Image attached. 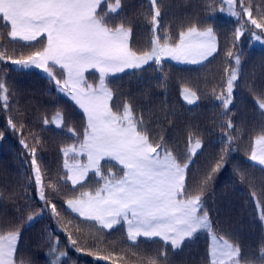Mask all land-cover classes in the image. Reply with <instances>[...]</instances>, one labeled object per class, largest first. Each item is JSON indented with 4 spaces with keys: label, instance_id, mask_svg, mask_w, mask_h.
<instances>
[{
    "label": "trees",
    "instance_id": "1",
    "mask_svg": "<svg viewBox=\"0 0 264 264\" xmlns=\"http://www.w3.org/2000/svg\"><path fill=\"white\" fill-rule=\"evenodd\" d=\"M107 2L115 4L116 0ZM120 4L113 14V26L124 23L132 28L129 45L138 54L150 51L156 36L161 38L160 43L175 44L189 27L214 30L217 51L207 60L189 64L152 61L142 69L110 75L106 83L119 110H123L124 102L129 103L134 115L142 117L151 142L155 145L163 138L181 164L187 159L189 144L201 141L202 148L186 170L190 194L200 191L201 181L217 164L221 165L204 186V207L213 232L239 247L241 264H264V222L260 219L264 213V166L249 159L255 140L264 134V110L258 107V102L264 101V35L263 43L253 38V33L261 35L264 29L252 25L247 14L232 15L226 0H157L161 15L155 32L150 0H120ZM242 8H249L252 18L264 24V0H242V4L237 0L233 5L234 11L242 12ZM106 9L104 3L98 11ZM237 29L243 33L238 40L234 39ZM9 31L10 25L0 20V51L12 60L41 50L47 42L42 35L31 46H25L22 41H12ZM232 68H237L238 78L233 102L224 115L217 97L226 92ZM54 72L62 86L64 75L58 68ZM85 78L96 86L99 74L87 70ZM0 83L7 89V102L0 100V235L20 230L16 264H50L52 242L57 243V255L66 253L59 264H149L151 259L157 264H210L211 237L206 231L173 251L158 238L147 241L141 237L133 244L127 240L123 224L103 229L68 209L67 200L81 197L84 192L94 193L104 183L95 174L75 186L65 181L62 149L80 145L87 126L85 115L41 69H22L10 61H0ZM185 89L195 93L194 103L189 104L183 97ZM113 110H118L116 104ZM57 114L62 116L59 127L53 121ZM9 120L16 126L15 131ZM229 120L234 140L231 150L224 153L221 150L228 147L225 124ZM32 149L48 198L46 208L34 182ZM106 162L101 163L103 175L122 174L117 164ZM30 215L35 217L31 222ZM69 236L76 241L75 247Z\"/></svg>",
    "mask_w": 264,
    "mask_h": 264
},
{
    "label": "snow or ice",
    "instance_id": "2",
    "mask_svg": "<svg viewBox=\"0 0 264 264\" xmlns=\"http://www.w3.org/2000/svg\"><path fill=\"white\" fill-rule=\"evenodd\" d=\"M226 2L232 15L247 14L252 25L264 29V24L252 18L249 8L237 12L233 10L237 0ZM104 3H107V9L98 11ZM150 3L153 8L151 25L155 32L161 13L156 7L157 0H150ZM120 6V0H116L115 4L107 0H0V20L5 26L10 25L7 35L12 41H22L25 46H31L42 35H46L47 40L41 50L21 59L12 60L6 56V52L0 51V61H10L22 69L35 67L43 70L50 80L55 81L57 89L66 92L87 117L79 148L62 149L66 158L63 166L68 172L65 181H71L73 186L78 185L91 170L104 183L94 193L84 192L80 198L67 200V207L85 220L95 221L103 229H112L123 221L127 226V240L133 244L141 237L147 241L158 238L173 251L180 250L183 243L206 231L212 234L213 239L209 249L210 264H239V247L214 234L204 207V186L221 165L217 164L212 173L201 181L200 191L195 195L190 194L186 170L202 148L201 141L197 139L194 145L189 144L187 159L181 164L163 143V138L155 145L151 142L142 117L134 115L129 103L124 102L123 110H119L120 105L114 101L113 92L106 83L110 75L126 69H142L149 61L159 64L162 57L193 63L207 60L217 51L214 30L211 27L202 31L195 26L189 27L186 32L180 33L179 42L175 44H161V38L156 36L151 51L138 54L129 45L132 28L124 23L113 26V14ZM242 34L237 29L234 39H240ZM262 35L264 32L261 35L253 33V38L260 40ZM228 55L232 56V53ZM235 63L237 66L240 64L238 55ZM57 68L65 77L62 86L54 72ZM90 69L99 73L96 86L89 84L85 78V72ZM237 78V68H232L226 82V92L217 97L224 115L233 102L232 93ZM190 96L195 97V93ZM190 96L184 97L189 104L194 103ZM0 100L7 102V89L3 83H0ZM113 104L118 110H113ZM258 107L264 110V101H259ZM44 123L48 124L49 121L45 120ZM8 124L13 131L16 130L11 120ZM225 127L229 130L226 136L228 147L221 151L227 153L234 140L232 122L227 121ZM20 143L28 148L23 140ZM70 153L74 159L81 153L86 154L87 163L81 164L75 159L73 164H69L67 158ZM30 154L37 194L46 208L48 198L35 149ZM104 159L118 162L122 166V175L111 172L103 175L101 161ZM249 159L264 166V134L255 140ZM52 213L57 214L55 205H52ZM34 219L28 216L29 222ZM260 219L264 222V213ZM19 236L20 230L0 235V264H16L14 255ZM69 241L75 247L76 241L71 236ZM48 255L53 257L50 264H59L66 253L59 252L57 255V243L52 242ZM261 258L264 259V248L261 249ZM149 264H157V261L151 259Z\"/></svg>",
    "mask_w": 264,
    "mask_h": 264
},
{
    "label": "rangeland",
    "instance_id": "3",
    "mask_svg": "<svg viewBox=\"0 0 264 264\" xmlns=\"http://www.w3.org/2000/svg\"><path fill=\"white\" fill-rule=\"evenodd\" d=\"M256 35H258V34H256ZM46 36V35H45ZM216 40V39H215ZM257 43H263V39L261 38L260 40H256V39H254ZM161 44H164V42H162ZM151 51V50H150ZM150 51H147V52H150ZM163 59H167V60H171V61H175V62H178V63H180V64H189V63H193V62H191L190 60H188V61H185V60H175V59H172L171 57H162L161 58V60H163ZM160 60V61H161ZM149 62H152V61H149ZM196 63H200V62H196ZM91 70V69H90ZM126 70H128V69H126ZM95 71V70H94ZM87 72V71H86ZM97 72V71H96ZM98 73V72H97ZM121 73V72H120ZM99 74V73H98ZM63 93H66V92H63ZM192 92L191 91H189V90H187V89H185V90H183V97H185L186 95L187 96H190V94H191ZM70 97V96H69ZM71 98V97H70ZM190 98H192L194 101L196 100V96L195 97H191L190 96ZM81 109V108H80ZM82 110V109H81ZM82 112H83V110H82ZM83 114H84V112H83ZM85 115V114H84ZM85 120H86V125H87V117H86V115H85ZM53 121H54V123L56 124V125H61L62 124V116H61V114H57L54 118H53ZM72 147H76V148H79V146H72ZM69 157L71 158L70 160H68V163L69 164H73L74 162H75V159H78L79 160V162L81 163V164H86L87 163V156H86V154H84V153H81L78 157H76L75 159L73 158V155L70 153L69 154ZM102 161H105V163H107L106 161H110V160H108V159H104V160H102ZM102 161H101V163H102ZM112 163H115V164H117L120 168H122V166H120L119 164H118V162H116V161H112ZM66 171H67V169H66ZM122 172V171H121ZM67 174H68V172H67ZM92 174H94V172L93 171H89V174H88V176L85 178V180L90 176V175H92ZM122 175V174H121ZM98 179H100L99 177H98ZM78 198H80V197H78ZM77 199V198H76ZM121 224H123L124 225V227L126 228V230H127V226L123 223V221L121 222ZM216 235V234H215ZM217 237H219L218 235H216ZM210 247L212 246V244H213V239H212V234H210ZM230 243V242H229ZM239 264H241L240 262H239Z\"/></svg>",
    "mask_w": 264,
    "mask_h": 264
}]
</instances>
